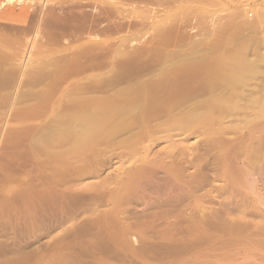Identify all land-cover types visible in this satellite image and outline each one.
I'll return each instance as SVG.
<instances>
[{"label": "rangeland", "instance_id": "rangeland-1", "mask_svg": "<svg viewBox=\"0 0 264 264\" xmlns=\"http://www.w3.org/2000/svg\"><path fill=\"white\" fill-rule=\"evenodd\" d=\"M103 1L0 0V264H264V0Z\"/></svg>", "mask_w": 264, "mask_h": 264}, {"label": "bare ground", "instance_id": "bare-ground-1", "mask_svg": "<svg viewBox=\"0 0 264 264\" xmlns=\"http://www.w3.org/2000/svg\"><path fill=\"white\" fill-rule=\"evenodd\" d=\"M14 1H15V0H14ZM21 1H22V0H21ZM45 1H46V0H45ZM82 1H84V0H82ZM117 1H118V0H117ZM160 1H161V0H160ZM233 1H234V0H233ZM7 2H8V1H7ZM25 2H27V1H25ZM25 2H24V3H25ZM73 2H74V1H73ZM79 2H80V1H79ZM79 2H78V3H79ZM103 2H105V3L108 4V5H110V7H112L116 12L118 11V7H117V5H116V3H115V0H112V1H111V0H104ZM131 2H132V1H131ZM153 2H154V1H153ZM164 2H165V1H164ZM9 3H10V2H9ZM18 3H20V1H19ZM57 3H58V2H57ZM59 3H60V2H59ZM59 3H58V4H59ZM90 3H91V2H90ZM97 3H98V2H97ZM158 3H159V2H158ZM12 4H13V3H12ZM46 4H47V3H46ZM73 4H75V3H73ZM86 4H87V3H86ZM118 4H119V3H118ZM7 5H9V4L6 3V7H7ZM14 5H15V4H13V6H14ZM27 5H28V4H27ZM77 5H79V4H77ZM24 6H25V4H24ZM24 6H22V7H24ZM28 6H29V5H28ZM48 6H49V5H48ZM51 6H52V4H51ZM58 6H59V8L61 7L60 5H58ZM79 6H80V5H79ZM79 6H77V7H79ZM101 6H102V5H101ZM4 7H5V4H4ZM11 7H12V6H11ZM18 7H19V6H18ZM26 7H27V6H26ZM26 7H25V8H26ZM34 7H35V6H34ZM40 7H41V6H40ZM45 7H46V6H45ZM49 7H50V6H49ZM49 7H47V8H49ZM55 7H56V6H55ZM55 7H54V8H55ZM77 7H75V8H77ZM82 7H84V6H82ZM19 8H21V7H19ZM33 9H34V8H33ZM42 9H43V8H42ZM45 9H46V8H45ZM51 9H52V8H51ZM3 10H4V9H3ZM6 10H8V9H6ZM6 10H5V11H6ZM11 10H12V9H11ZM11 10H9V12H10ZM14 10H15V9H14ZM17 10H18V9H17ZM21 10H23V8H21L19 11H21ZM28 10H29V9H28ZM72 10H73V9H72ZM79 10H81V9H79ZM91 10H92V9H91ZM91 10H90V11H91ZM12 11H13V10H12ZM32 11H34V10H32ZM38 11H40V10H38ZM43 11L45 12V10H43ZM51 11H52V10H51ZM51 11H49V12H51ZM86 11H87V10H86ZM93 11H94V10H93ZM115 11H114V12H115ZM0 12H1V11H0ZM15 12H16V11H15ZM26 12H27V11L25 10V12H23V13H26ZM49 12H48V13H49ZM53 12H54V9H53ZM55 12L57 13V12H63V11H55ZM94 12H95V14H96V11H94ZM110 12H111V11H110ZM1 13H3V12H1ZM1 13H0V14H1ZM7 13H8V12H7ZM7 13H6V14H7ZM11 13H12V12H11ZM30 13H31V11H30ZM36 13H38V12H36ZM48 13H46V14H48ZM84 13H85V12H84ZM84 13L81 14V12L79 11V13H77V14H78V15H79V14L83 15ZM91 13H92V12H91ZM98 13H100V11H99ZM98 13H97V14H98ZM102 13H104V12H102ZM13 14H14V13H13ZM17 14H18V13L14 14V15H17ZM26 14H27V13H26ZM31 14H32V13H31ZM42 14H43V12H42ZM42 14H41V15H42ZM62 14H63V13H62ZM74 14H75V13H74ZM106 14H107V13H106ZM4 15H5V14H4ZM7 15H8V14H7ZM27 15H28V14H27ZM36 15H37V14H36ZM41 15H40V16H41ZM52 15H53V14H52ZM56 15H58V13H57ZM56 15H55V16H56ZM65 15H66V14H65ZM65 15H64V16H65ZM78 15H77V17H78ZM81 15L79 16L80 18L82 17ZM87 15H88V14H87ZM87 15H86V17H87V19H88V16H87ZM32 16H35V15H32ZM38 16H39V14H38ZM40 16H39V17H40ZM44 16H45V15H44ZM46 16L48 17V15H46ZM58 16H59V15H58ZM58 16H57V17H58ZM62 16H63V15H62ZM75 16H76V14H75ZM75 16L72 15L71 17H70V16H69V17L72 18V17H75ZM84 16H85V15H83L82 18H84ZM114 16H115V15H114ZM7 17H8V16H7ZM12 17H13V16H12ZM30 17H31V15H30ZM41 17H42V16H41ZM41 17H40V19L44 18V17H42V18H41ZM47 17H46V19H47ZM60 17H61V16H60ZM66 17H67V16H66ZM66 17H65V18H66ZM89 17H91V18H89L90 21H93V22L96 21V19H99L98 16H94V15H91V14H90ZM0 18H1L0 20L2 21V18H3V17H2V14H1ZM13 18H14V17H13ZM18 18H19V16H18ZM33 18H34V17H33ZM33 18L31 17L30 20H33ZM58 18H59V17H58ZM58 18H56V19H58ZM63 18H64V17H63ZM63 18H62V19L60 18V20H63ZM65 18H64V19H65ZM103 18H104V17H103ZM5 19H6V18H5ZM5 19H4L3 21H6ZM8 19H9V17L7 18V20H8ZM10 19H11V17H10ZM24 19H25V18H24ZM26 19H27V18H26ZM46 19H45V20H46ZM48 19H49V18H48ZM75 19H76V18H74V20H75ZM16 20H17V19H16ZM19 20H20V18H19ZM54 20H55V19H54ZM67 20H68V19H67ZM69 20H70V19H69ZM72 20H73V19H72ZM79 20H80V19H79ZM82 20L84 21V19H82ZM82 20H81V22H83ZM1 21H0L1 24L4 23V22H1ZM8 21H9V20H8ZM13 21H15V20L13 19ZM43 21H44V20H43ZM46 21H47V20H46ZM56 21H57V20H56ZM63 21H64V20H63ZM65 21H66V20H65ZM85 21H86V20H85ZM85 21H84V22H85ZM15 22H16V21H15ZM18 22H19V21H18ZM23 22H24V21H23ZM48 22H49V21H48ZM50 22H52V21H50ZM50 22H49V23H50ZM58 22H59V21H58ZM68 22H69V21H68ZM79 22H80V21H79ZM6 23H7V22H6ZM6 23H5V24H6ZM9 23H14V22H9ZM42 23H44V22H42ZM54 23H55V22H54ZM61 23H63V22L61 21ZM64 23L67 24V22H64ZM71 23H72V22H71ZM76 23H77V22H75V24H76ZM98 23H99V22H98ZM98 23H97V24H98ZM113 23H114V22H113ZM15 24H16V23H15ZM18 24H19V23H18ZM23 24H24V23H23ZM29 24H30V23H29ZM50 24H51V23H50ZM50 24H49V25H50ZM58 24H59V23H58ZM69 24H70V23H69ZM69 24H68V25H69ZM72 24H73V23H72ZM75 24H74V25H75ZM78 24H79V23H78ZM135 24H136V23H135ZM2 25H3V24H2ZM10 25H11V24H10ZM32 25H33V24H32ZM32 25L30 24V26H32ZM39 25H41V24L39 23ZM44 25H45V24H44ZM46 25H47V23H46ZM76 25H77V24H76ZM94 25H95V24H94ZM102 25H103V24H102ZM125 25H126V24H125ZM5 26H6V25H5ZM7 26H8V25H7ZM16 26H17V25H16ZM21 26H22V24H21ZM37 26H38V25H37ZM64 26H65V24H64ZM69 26H71V24H70ZM78 26H79V25H77V27H78ZM86 26H87V25H86ZM90 26H93V25H90ZM109 26H110V25H109ZM111 26H112V24H111ZM122 26H123V25H122ZM14 27H15V26H14ZM18 27H19V26H18ZM24 27H25V25H24ZM26 27H27V26H26ZM26 27H25V28H26ZM28 27H29V26H28ZM28 27H27V28H28ZM38 27H40V26H38ZM38 27H37V29H38ZM41 27H42V26H41ZM41 27H40V28H41ZM43 27H44V26H43ZM71 27H72V26H71ZM79 27H81V28H79V29H82V28L85 27V26L80 25ZM117 27H119V26H117ZM123 27H125V26H123ZM132 27H133V26H132ZM10 28H11V27H10ZM19 28H20V27H19ZM27 28H26V30H27ZM33 28H34V27H33ZM65 28H66V27H65ZM65 28H64V29H65ZM72 28H73V27H72ZM74 28H76V27H74ZM86 28H88V26H87ZM115 28H116V27H115ZM20 29H21V28H20ZM28 29H29V28H28ZM59 29H60V28H59ZM59 29H58V30H59ZM67 29H68V28H67ZM77 29H78V28H77ZM84 29H85V28H84ZM88 29H90V28H88ZM92 29H93V28H92ZM103 29H104V28H103ZM112 29H113V28H112ZM112 29H111V30H112ZM121 29H122V28H121ZM132 29H133V28H132ZM7 30H8V29H7ZM14 30H15V29H14ZM40 30H41V29H40ZM49 30H51V29L49 28ZM62 30H63V29H62ZM75 30H76V29H75ZM82 30H83V29H82ZM82 30H81V31H82ZM96 30H97V29H96ZM96 30H95V31H96ZM98 30H99V29H98ZM100 30L102 31L101 28H100ZM100 30H99V31H100ZM106 30H107V29H106ZM4 31H6V30H4ZM42 31H43V30H42ZM63 31H64V30H63ZM63 31H62V33H63ZM72 31H73V30H72ZM112 31H113V30H112ZM22 32H23V31H22ZM38 32L40 33L39 30H38ZM38 32H36V33H38ZM66 32H67V31H66ZM74 32H76V31H74ZM83 32H84V31H83ZM86 32H87V31H86ZM118 32H119V31H118ZM217 32H218V31H217ZM217 32H216V33H217ZM219 32H220V31H219ZM16 33H17V32H16ZM19 33H20V32H19ZM98 33H99V32H98ZM51 34H52V33H51ZM64 34H65V33H64ZM74 34H75V33H74ZM217 34H218V33H217ZM222 34H223V33H222ZM38 35H39V34H38ZM75 35H76V34H75ZM107 35H108V34H107ZM213 35H214V34H213ZM43 36H44V34H43ZM78 36H79V35H78ZM82 36H83V35H82ZM215 36H216V34H215ZM45 37H46V36H45ZM52 37H54V36L52 35ZM62 37H63V36H62ZM217 37H218V36H217ZM25 38H26V37H25ZM57 38H58V37H57ZM78 38H79V37H78ZM232 38H233V37H232ZM236 38H237V37H236ZM40 39H41V38H40ZM40 39H39V40H40ZM49 39H50V37H49ZM51 39H52V38H51ZM220 39H221V37H220ZM220 39H219V40H220ZM216 40H217V38H216ZM212 42H213V41H212ZM212 42H211V43H212ZM216 42H217V41H216ZM214 43H215V41H214ZM218 44H219V43H218ZM209 45H210V43H209ZM212 46H214V45H212ZM218 46H220V45H218ZM142 47H143V46H142ZM205 47H206V46H205ZM210 47H211V46H210ZM214 47H215V46H214ZM216 47H217V46H216ZM206 48H207V47H206ZM18 49H19V48H18ZM47 49H48V48H47ZM212 49L214 50L213 47H212ZM136 50H139V49H136ZM196 50H197V49H196ZM203 50H204V49H203ZM139 51H140V50H139ZM200 51H201V49H200ZM207 51H209V50H207ZM203 52H205V50H204ZM211 53H212V51H211ZM211 53H210V54H211ZM193 54H194V53H193ZM197 54H198V52H197ZM208 54H209V52H208ZM213 54H214V53H213ZM206 55H207V54H206ZM211 55H212V54H211ZM211 55H210V57H211ZM212 56H213V55H212ZM206 57H207V56H206ZM242 57H243V56H242ZM175 58H176V57H175ZM193 58H194V57H193ZM196 58H197V57H196ZM201 58H202V56H201ZM177 59H178V58H177ZM184 59H185V58H184ZM197 59H198V58H197ZM203 59H205V58H203ZM206 59H207V58H206ZM208 59H209V57H208ZM208 59H207V60H208ZM178 60H179V59H178ZM201 60H202V59H201ZM177 62H178V61H177ZM183 63H185V62H183ZM174 65H175V63H174ZM177 65H178V63H177ZM177 65H176V66H177ZM179 65H180V63H179ZM182 65H183V64H182ZM174 67H175V66H174ZM238 68H239V67H238ZM243 68H244V67H243ZM217 69H219V68H217ZM221 70H222V69H221ZM242 70H244V69H242ZM214 72H215V71H214ZM227 72H228V71H227ZM208 73H209V72H208ZM235 73H236V71H235ZM219 74H220V73H219ZM217 75H218V74H217ZM236 75H237V74H236ZM218 76H219V75H218ZM240 76H241V75H240ZM212 78H213V77H212ZM230 78H233V77L230 76ZM228 87H229V86H228ZM233 95H234V94H233Z\"/></svg>", "mask_w": 264, "mask_h": 264}]
</instances>
